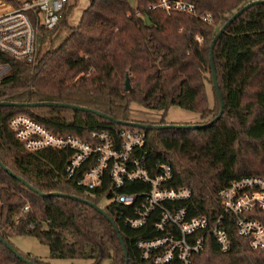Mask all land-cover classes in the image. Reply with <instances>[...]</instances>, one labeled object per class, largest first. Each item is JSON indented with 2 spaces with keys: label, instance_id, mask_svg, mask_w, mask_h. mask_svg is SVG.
<instances>
[{
  "label": "trees",
  "instance_id": "16d2710c",
  "mask_svg": "<svg viewBox=\"0 0 264 264\" xmlns=\"http://www.w3.org/2000/svg\"><path fill=\"white\" fill-rule=\"evenodd\" d=\"M153 1L89 0L77 24L69 22L78 1L72 2L53 29L40 24L33 14V60L0 50V63L9 65L0 75V100L76 103L116 119L152 124L167 121L142 117L134 104L152 110L178 105L201 112L203 120L210 115L202 120L208 122L220 110L214 84L212 107L206 88L208 80L213 83L212 40L224 22L251 0H190L199 13L211 12V21L186 12L150 8ZM64 27L68 31L62 37ZM214 61L225 100L221 117L206 127L144 128L143 147L150 161L171 159L174 175L170 183L192 189L188 200L177 202L188 205L190 215H206L210 224L221 212L218 192L222 187L244 175L264 176V2L248 7L219 36ZM127 77L130 89L126 88ZM18 113L32 116L55 132L85 139H90L94 129H106L118 140L122 128L136 126L70 106L0 105V159L6 166L41 191L71 193L100 204L110 177L101 186L88 188L78 184L80 173L67 175L72 149L28 150L9 125ZM147 187L136 180L123 190ZM26 204L29 208L24 210ZM104 208L120 228L128 264H154L143 258L138 246L141 237L158 232L152 229L153 219L137 228L125 219L135 212L134 204L110 202ZM251 215L264 222V208ZM225 225L231 248L223 251L208 232L194 264H264V248H253L237 232L233 215H226ZM23 234L48 244L51 257L90 260L87 264H125L124 248L107 215L84 200L42 195L0 164V236L12 242L13 236ZM20 252L40 264H50ZM0 264L29 263L0 239Z\"/></svg>",
  "mask_w": 264,
  "mask_h": 264
},
{
  "label": "built area",
  "instance_id": "2783aa9c",
  "mask_svg": "<svg viewBox=\"0 0 264 264\" xmlns=\"http://www.w3.org/2000/svg\"><path fill=\"white\" fill-rule=\"evenodd\" d=\"M76 1L0 0V50L32 61L36 37L32 15L36 14L40 24L53 29L63 18L68 5ZM150 8L169 13L186 12L204 21L213 19L211 12L199 13L190 0H154ZM198 39L202 40V36ZM8 66L0 63V75ZM9 125L28 150L72 149L66 171L68 176L80 173L78 184L88 188L101 186L108 175L110 184L102 197H107L109 203L134 204L135 212L125 218L133 227H142L152 218V229L158 232L138 240L142 256L147 261L194 264L196 255L204 248L208 232L223 251L229 250L232 243L225 225L227 214L235 217L237 232L247 237L253 248H264V222L251 215L255 209L264 208V176L244 175L222 187L218 192L221 212L210 224L206 215H190L188 205L177 202L188 200L192 189L170 183L174 167L169 157L149 160L147 150H143L144 128L124 127L117 140L106 129H94L90 139L70 132H55L25 113L13 115ZM136 180L148 187L137 191L123 190L126 184ZM28 208L29 204L23 207L24 210ZM154 213H158L156 217Z\"/></svg>",
  "mask_w": 264,
  "mask_h": 264
},
{
  "label": "water",
  "instance_id": "95a60500",
  "mask_svg": "<svg viewBox=\"0 0 264 264\" xmlns=\"http://www.w3.org/2000/svg\"><path fill=\"white\" fill-rule=\"evenodd\" d=\"M264 2V0H251L250 2H248L246 5L240 7L239 9H237L225 22L224 24L219 28V30L217 31V33L215 34L212 43H211V47H210V56H211V68H212V78H213V84L214 87L217 91L218 97L220 99V110L219 113L214 116L211 120H209L208 122H202V123H191V124H187V123H158V124H152V123H143L140 121H134V120H122V119H116L113 115H109L106 112L87 106V105H81V104H76V103H69V102H63V101H51V100H40V101H11V100H0V105H18V106H22V105H59V106H70V107H74V108H78V109H82V110H86V111H92L95 112L101 116H105L108 118H111L113 120H116L117 122L123 123V124H127V125H132V126H136V127H141V128H165V127H176V128H180V127H185V128H198V127H206V126H210L212 123H214L217 119H219L221 117V115L224 112V108H225V100H224V96H223V92L221 90L220 84H219V80H218V73H217V69H216V64L214 61V47L215 44L219 38V36L226 30V28L231 24V22L237 18L241 13H243L248 7H250L253 4H257V3H261ZM146 19L148 21V23H151L150 17L149 15H146ZM126 88L130 89L131 88V83H130V79L129 77H127L126 79ZM0 164L11 174H13L14 176H17L23 183H25L27 186H29L30 188L36 190L37 192H39L42 195L45 196H49V195H61V196H69L72 198H77L80 200H84L92 205H94L98 210H100L101 212H103L105 215L108 216V218L111 220V222L113 223L116 231L118 232L119 235V239L122 243V246L124 248V253H125V264H128L129 262V253H128V249L126 246V243L120 233V228L116 222V220L114 219L113 216H111L110 214H108V212L105 210V208L103 206H101L100 204H97L89 199H85L81 196L75 195V194H71V193H64L61 191H51V192H44L41 191L39 189H37L32 183H30L29 181H27L24 177L19 176L18 174H16L10 167L6 166L0 159ZM0 239L15 253L17 254L20 258H22L23 260H25L26 262H28L29 264H40L30 258L25 257L18 249L17 247L10 242L9 240H7L4 237L0 236Z\"/></svg>",
  "mask_w": 264,
  "mask_h": 264
},
{
  "label": "rangeland",
  "instance_id": "374dc122",
  "mask_svg": "<svg viewBox=\"0 0 264 264\" xmlns=\"http://www.w3.org/2000/svg\"><path fill=\"white\" fill-rule=\"evenodd\" d=\"M89 4V0H78L72 12L69 14V22L77 24L82 16L84 9ZM67 27L61 29L60 36L64 37L67 33ZM207 94L209 98V105L212 107L216 100L213 83L208 80L206 82ZM135 109L139 110L142 117L160 120L164 119L166 123H200L203 120L201 112L191 109H186L178 105H172L166 110H152L134 104ZM140 113H137L139 116ZM205 119H210V115ZM204 119V120H205ZM203 120V121H204ZM100 205L109 203L107 197H102L99 201ZM12 243L22 252L31 253L33 256L43 258L50 264H87L90 260L82 258H59L51 257L48 244L41 242L37 237L30 234L15 235L12 237Z\"/></svg>",
  "mask_w": 264,
  "mask_h": 264
}]
</instances>
